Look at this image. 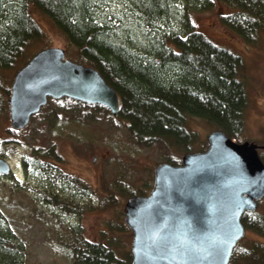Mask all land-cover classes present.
Instances as JSON below:
<instances>
[{"label":"trees","instance_id":"1","mask_svg":"<svg viewBox=\"0 0 264 264\" xmlns=\"http://www.w3.org/2000/svg\"><path fill=\"white\" fill-rule=\"evenodd\" d=\"M118 1L124 4L123 8L119 11L111 9L110 13L102 0H0V117L1 114L10 115L11 84L4 81L6 73L13 71L14 77L17 69L42 48L34 50V47L46 40V32L34 16L33 10H38L50 17L62 35L75 46L81 62L96 66L114 87L120 98V108L113 115L100 103L89 104L68 97L49 98L32 118L63 101L67 108L73 104L93 106L102 119L117 116L126 120L120 124L138 144L168 146L164 161L172 164H179L182 152L199 141L198 131L188 126L192 117L212 123L231 137H239L244 127V109L248 105L245 80L239 76L243 56L196 30L195 24L175 9L177 4L209 8L212 0ZM224 2L234 9L220 16L227 27L251 42L257 34L264 33V0ZM103 14H118L123 23L114 17L113 23L108 24ZM176 16H179L177 23L174 21ZM129 17L135 20V23L129 22L135 32L121 29ZM167 17L170 23L165 21ZM160 24L167 27L160 28ZM58 108L61 111L67 109ZM206 146L203 141V148ZM16 148V144H7L6 137L0 134V157ZM34 154L39 159L59 160L60 157L53 145L43 152L35 150ZM261 157L264 160V153ZM51 162L47 165L52 168L55 162ZM50 171L55 177L69 180L77 189L90 188L81 178L67 171ZM117 171L112 176H116ZM42 178L33 188L43 193L39 201L52 202L72 215L97 208L107 209L117 206L120 197L148 193L146 190L123 191L117 183H109L107 179L108 182L103 184L104 195L96 200L93 195L91 200L95 202L85 204L78 196H73L72 188L62 187L45 175ZM23 185L29 187V184ZM146 185L150 186L148 181ZM242 220L259 238L250 237L252 240L245 241L242 238L235 246L229 264H264V211H246ZM128 230L119 215L109 221L106 230L102 229L99 239L86 236L78 224L72 229L73 235L63 241L71 247L74 264H132L131 250L117 235ZM14 244L6 231L0 230V264H23L20 250Z\"/></svg>","mask_w":264,"mask_h":264},{"label":"rangeland","instance_id":"2","mask_svg":"<svg viewBox=\"0 0 264 264\" xmlns=\"http://www.w3.org/2000/svg\"><path fill=\"white\" fill-rule=\"evenodd\" d=\"M102 2L106 4L105 8L107 12L110 10V13L111 9L119 11L124 6L118 0H102ZM186 5H176L175 9L180 16L194 23L196 30L204 32L215 43L243 56L244 64L240 68L239 76L245 80L248 105L244 109L243 130L238 138H232L236 141L256 142L261 148L258 151L261 155L264 153V33L257 34L256 39L251 42L234 29L227 27L220 16L232 11L233 8L224 0H212L209 8ZM33 11L46 32V40L43 44L34 47V50L45 46L64 47L66 57L74 62H80L81 59L76 56L75 46L62 35L53 20L38 10ZM114 17L120 19L118 14H108L105 17L108 24L113 23ZM123 17L126 18L127 14L124 13ZM177 19L179 16H176L175 23ZM169 20L167 17L165 21L170 23ZM129 22L135 23V20L130 17L125 19L121 29L124 31L132 29L135 32L136 29L132 24L130 27ZM159 27L166 28L167 25L160 24ZM4 81L12 84L13 71L6 73ZM64 102L66 103L63 101L56 107L50 106L41 115L29 120L30 122L21 129L11 126L10 115L8 117L1 114L0 117V134L6 137L7 144L17 146L16 150L2 155L10 161L12 172L0 174V220L3 222V224L0 222V230L1 232L5 230L9 239L15 243L18 251L20 250L23 264H74L71 247L69 248L63 241L73 235L74 226L80 224L86 236L99 239L102 229H107L109 221L119 215L124 221L123 208L126 199L121 197L117 206L86 210L76 215H72L61 206L55 205L57 207L54 209L40 202V194L33 188L43 179V175L48 179L51 178L55 183H60L62 187L70 190L72 188L73 196L75 195L76 198L78 196L85 204H92L95 202H92L93 200L104 195L103 184L108 182L107 179L109 183H117V187L123 191L126 189V191L149 192L153 186L154 167L164 161L165 147L168 148L162 145L138 144L130 136L127 128L121 125L126 120L120 117L102 119L98 117L99 111L96 107L73 104L72 108H67ZM58 107L67 109L61 111ZM82 108L85 109L81 111ZM188 126L199 133V141L192 143L189 148L192 152L203 149V141L207 140L209 132L217 128L200 117H192L188 121ZM51 145L55 146L56 152L59 153V160L44 157L39 159L35 156V150L39 149L43 152ZM51 161L55 162L52 168L47 165L52 163ZM47 168L58 172L67 171L81 178L80 180L90 188L77 189L69 180L52 175ZM116 170H118L117 175L112 176ZM147 181L149 187L146 185ZM24 183L29 184V187L24 186ZM93 195L95 199L91 200ZM258 210L264 211V197L260 200ZM117 235L131 250L132 230ZM250 237L257 239L259 235L247 230L243 241L252 240Z\"/></svg>","mask_w":264,"mask_h":264},{"label":"water","instance_id":"3","mask_svg":"<svg viewBox=\"0 0 264 264\" xmlns=\"http://www.w3.org/2000/svg\"><path fill=\"white\" fill-rule=\"evenodd\" d=\"M28 59L11 85L13 128H24L48 98L101 103L117 114L114 87L96 67L66 57L64 47L46 46ZM207 139L206 149L185 152L180 164L155 165L150 192L126 199L132 264H229L246 234L244 212L264 197V161L254 141H236L220 128ZM9 162L0 157L1 174L11 171Z\"/></svg>","mask_w":264,"mask_h":264},{"label":"flooded vegetation","instance_id":"4","mask_svg":"<svg viewBox=\"0 0 264 264\" xmlns=\"http://www.w3.org/2000/svg\"><path fill=\"white\" fill-rule=\"evenodd\" d=\"M39 194H40V196H41V198H42V196H43V193H41V192H39ZM45 204H48V206H51L52 208H56L57 206H55L56 204H53L52 202H48V203H45Z\"/></svg>","mask_w":264,"mask_h":264}]
</instances>
